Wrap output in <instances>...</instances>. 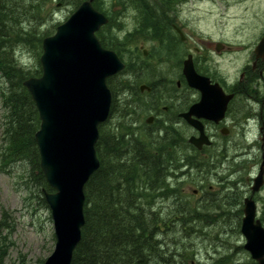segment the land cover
<instances>
[{"label":"trees","instance_id":"16d2710c","mask_svg":"<svg viewBox=\"0 0 264 264\" xmlns=\"http://www.w3.org/2000/svg\"><path fill=\"white\" fill-rule=\"evenodd\" d=\"M58 1L74 10L84 2ZM45 2L0 0V97L4 111L2 138L6 146L1 163L25 162L31 166L36 185L52 191L41 171L35 141L40 127L38 110L23 85L26 79L42 74L41 64L33 72L23 71L14 56L15 46H30L33 41L39 43L38 55L42 54L43 39L50 33L42 31L36 35L35 24L30 31L24 25L41 22ZM106 48L116 51L115 47ZM116 52L122 59L121 53ZM124 75H128L127 79L121 80ZM129 75L128 64L123 73L107 80L113 96L111 112L109 119L99 126L96 152L100 167L85 185V225L72 264H174L177 256H181L178 245L184 240L177 237L181 231H176V224L212 219L207 210L194 208L186 199L183 184L176 175L183 174V167L198 172L213 167L202 157L194 158L200 162L181 165L178 157L183 149L178 133L153 132L141 137L130 126L125 130L108 128L116 109L118 85L126 92L136 93ZM132 106L137 113L136 105ZM159 199L172 202L166 216L162 205L154 206ZM41 200L45 202L44 198ZM4 220L5 217L0 221V231L6 226ZM184 230L188 232V226Z\"/></svg>","mask_w":264,"mask_h":264},{"label":"flooded vegetation","instance_id":"af4514ba","mask_svg":"<svg viewBox=\"0 0 264 264\" xmlns=\"http://www.w3.org/2000/svg\"><path fill=\"white\" fill-rule=\"evenodd\" d=\"M116 1L119 5L111 13L100 0H93L94 8L108 19L96 36L104 48L111 46L120 53H127L131 47L129 78L136 89L133 101L137 107L149 106L153 113L146 118L145 127L156 132L158 129L153 128L163 114L161 132L165 135L178 133L181 138L183 152L178 157L181 164L200 162L194 159L200 157L207 164L216 166L232 164L236 142L241 140L246 144L247 137L248 151L240 156L245 159L247 155L250 160L252 145L257 144L255 161L260 167L264 158V50L257 54L256 47L264 39V21L256 41L246 46L244 32L240 31L241 40L236 39L230 15L221 14V19L216 16L214 29L210 32L200 28L202 16L207 19L212 14L206 10L201 12V6L206 2L216 5L217 0ZM221 1L229 7L228 0ZM260 12L264 17V4L260 6ZM235 56H246V60L232 79L222 75L216 64ZM121 60L127 67L128 63ZM190 64L211 85L220 87L222 93L218 100L226 104L224 116L217 122L191 116L203 125L204 134L210 141L201 149L190 142L191 138L200 137V130L183 116L199 104L203 96L201 90L188 84L184 70ZM150 118L151 123H148ZM238 127L243 129V139L236 141L234 135ZM252 185L253 180L246 198L256 202L258 214L257 196L263 192L264 185L255 193L251 191ZM198 193V190L194 191L195 195Z\"/></svg>","mask_w":264,"mask_h":264},{"label":"rangeland","instance_id":"374dc122","mask_svg":"<svg viewBox=\"0 0 264 264\" xmlns=\"http://www.w3.org/2000/svg\"><path fill=\"white\" fill-rule=\"evenodd\" d=\"M100 2L103 3L105 10L111 13H114V9H117L119 5L116 0H100ZM228 3V8L221 0H217L216 5L210 2L204 3L201 6V12L203 10L205 13L206 10L209 14L211 11L213 17L210 15L205 19L202 16L200 28L204 32H210V29H214L216 16L221 19V14L230 15L236 39L241 40L240 31L244 32L243 40L246 46L252 45L263 29L264 17L260 12V6L264 4V1L228 0ZM74 11L73 7L61 5L58 0H46L41 10V22L35 23L34 21L31 25L26 23L24 28L30 31L32 25L35 24L36 35L47 31L51 36ZM38 44L33 41L31 47L22 44L15 46L14 56L23 71L33 72L38 67L41 57L38 55L40 52ZM127 51L129 52L121 53V55L122 59L130 64V46ZM245 60L246 56H235L232 60L225 58L216 66L222 75L235 79ZM127 77L128 75H124L121 80ZM133 95L132 92H126L118 85L116 109L110 118L108 128L119 127L125 130L130 126L135 128L139 136L143 137L148 133H153L152 129L145 127L146 118L153 113H150L149 106L143 107L142 105L136 106L137 113H134L132 105L136 104L133 101ZM3 113L0 97V221L5 217L4 222L7 226L0 231L2 244L0 264H44L56 245L51 210L46 201L41 200L44 198L43 188L36 185L30 165L23 161L10 164L1 163L2 150L6 149L2 138ZM162 116L161 113L159 123L153 128L155 131L158 129L156 132L162 130ZM239 128L235 129L236 141L243 139V129ZM256 138L253 137V139ZM237 143L239 147L234 148L235 161L232 164L217 166L211 164L213 168L206 172L183 167V174L176 175L177 181L183 184L186 199L192 203L194 208L199 206L207 210L205 212H209L212 219L207 218L196 222L191 220L182 225L176 224L178 228L176 231H181L178 232L177 237H183L184 240L178 245V252L181 256H177L178 259L174 264H257L244 248L246 239L241 232V225L244 217V199L250 195L249 183L257 176L259 170V164L256 165L257 161H255V157L258 156V145H252L249 160L247 155L245 159L240 156L248 151L247 137L246 144L241 140ZM182 152L180 151L179 157ZM195 190H198L200 194L195 195ZM257 198L259 201L257 217L264 225V190ZM171 203V201L164 202L159 199L154 206L162 205V211H164L162 213L166 216L170 211ZM168 219L167 225L170 227L171 218L168 217ZM187 226L189 231L185 232L184 229Z\"/></svg>","mask_w":264,"mask_h":264},{"label":"water","instance_id":"95a60500","mask_svg":"<svg viewBox=\"0 0 264 264\" xmlns=\"http://www.w3.org/2000/svg\"><path fill=\"white\" fill-rule=\"evenodd\" d=\"M107 23L108 19L93 7V0L83 2L53 35L43 40L42 75L23 83L38 110L40 127L35 141L40 168L53 190L43 189L56 235L55 249L44 264H72L81 241L84 189L100 167L96 152L99 126L109 119L113 101L107 80L125 69L118 54L104 48L96 36ZM263 50L264 39L256 53ZM184 72L189 86L203 93L202 101L183 115L200 130V137L191 138L190 142L201 149L210 141L203 125L191 116L217 122L223 118L226 104L218 100L220 87L198 75L191 64ZM263 185L264 158L251 191L258 192ZM241 232L246 239L245 250L257 264H264V226L257 218V205L252 198L244 199Z\"/></svg>","mask_w":264,"mask_h":264},{"label":"bare ground","instance_id":"6f19581e","mask_svg":"<svg viewBox=\"0 0 264 264\" xmlns=\"http://www.w3.org/2000/svg\"><path fill=\"white\" fill-rule=\"evenodd\" d=\"M235 147H239L238 145H235Z\"/></svg>","mask_w":264,"mask_h":264}]
</instances>
